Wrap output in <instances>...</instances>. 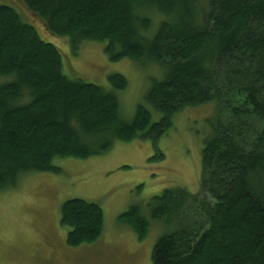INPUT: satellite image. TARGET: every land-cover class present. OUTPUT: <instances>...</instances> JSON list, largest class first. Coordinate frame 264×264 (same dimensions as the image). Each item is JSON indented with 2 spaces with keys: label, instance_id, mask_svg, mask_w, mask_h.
<instances>
[{
  "label": "trees",
  "instance_id": "obj_1",
  "mask_svg": "<svg viewBox=\"0 0 264 264\" xmlns=\"http://www.w3.org/2000/svg\"><path fill=\"white\" fill-rule=\"evenodd\" d=\"M29 23L67 38L74 53L103 43L112 62L160 66L144 95L160 120L141 105L131 119L119 115L121 75L108 78L111 92L67 78L59 50ZM208 103L216 112L198 192L165 189L149 200L148 218L136 206L118 217L140 242L151 222L169 228L151 264H264V0H0V191L27 174H60L54 159L156 141L177 112ZM60 225L69 247L91 244L103 211L68 200Z\"/></svg>",
  "mask_w": 264,
  "mask_h": 264
},
{
  "label": "rangeland",
  "instance_id": "obj_2",
  "mask_svg": "<svg viewBox=\"0 0 264 264\" xmlns=\"http://www.w3.org/2000/svg\"><path fill=\"white\" fill-rule=\"evenodd\" d=\"M27 20L36 24L33 18ZM32 26L43 41L59 50L67 78L111 92L108 78L121 75L127 87L116 95L119 115L131 119L141 105L151 113L152 122L160 120L161 115L144 99L151 79L162 75L160 66L128 59L112 62L104 54L103 43H80L74 53L67 38L51 36L41 26L44 38ZM215 112L212 103L183 109L156 141H115L101 156L54 159L60 174H27L15 188L0 191V264H151L153 246L169 228L151 222L140 242L118 217L136 206L148 218L149 200L165 189L198 192L203 140ZM72 199L96 203L103 211L102 233L91 244H66L68 229L60 225V208Z\"/></svg>",
  "mask_w": 264,
  "mask_h": 264
}]
</instances>
